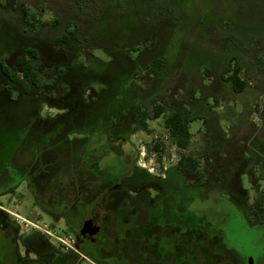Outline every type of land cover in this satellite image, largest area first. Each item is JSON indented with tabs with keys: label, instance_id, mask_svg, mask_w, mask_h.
Returning a JSON list of instances; mask_svg holds the SVG:
<instances>
[{
	"label": "rangeland",
	"instance_id": "obj_1",
	"mask_svg": "<svg viewBox=\"0 0 264 264\" xmlns=\"http://www.w3.org/2000/svg\"><path fill=\"white\" fill-rule=\"evenodd\" d=\"M68 23L72 28L78 26L76 34L69 33ZM25 27L29 32L23 31ZM8 29L24 37V45L20 47L28 44L38 47L35 65L44 77L41 89L48 96L60 94L65 81L57 73L72 62L78 63L74 60L76 53L82 57V63L77 65L80 70L76 71L78 74L84 71L80 74L81 79L78 75L76 88L79 90L86 82L93 84L86 64H94L92 71H103L109 66V76L119 80L124 74L115 68L116 65L107 62L114 61L112 54H115V62L120 64L126 60L123 48L142 49L140 63H136L142 68L140 74L125 83L136 104L115 122L117 132H127L129 140L120 145L126 151L122 156L105 157L101 166L111 164L116 166L115 173H123L139 157L138 164L148 174L161 175L175 167L181 154L193 153L200 160L205 181L209 178L218 180L219 167L229 161L234 168L250 166V170L242 175L245 189L252 194L257 190L253 186L257 185L264 191V0H0L2 59L8 46L16 43L8 41V36L14 35ZM63 35L69 36L66 41ZM20 54L27 56L16 52L7 60L8 65H12ZM130 55L135 57L137 49H132ZM155 55L164 60L158 68V76L147 71V65ZM229 62L241 67L240 76L247 83L241 92L234 89L232 81L226 80L232 74ZM17 70L20 71L19 66ZM93 86L100 89L103 84L95 81ZM85 93L88 97L96 95L91 89ZM158 103L165 107L160 117L154 110ZM141 106L149 110L150 131L135 130L136 113ZM177 107H182L193 119L190 123L193 135L187 150L173 142L164 124L165 117ZM41 109L42 115L59 112L46 103ZM236 138L240 149L235 154L228 153V143L224 139ZM49 139L48 132L42 131L29 141L28 147L37 150V146L47 144ZM44 153L55 155L56 166L64 161V156L51 146ZM241 156L247 157L236 159ZM2 161L0 148V166ZM52 166L47 164L46 167L51 171ZM186 177L192 181L191 177ZM72 181L67 171L57 172L51 183L44 188L35 187V192L45 200L54 197L59 201L61 198L58 197L74 194L76 186ZM204 189L215 195L226 187ZM6 198L2 197L4 202L0 204L11 211L9 214L20 221L23 228H31L30 222L42 225L52 221L39 217L29 188L23 186L18 197ZM205 204L202 202L201 206ZM211 221L222 223L220 228L236 249L252 250V231L245 229L238 218L227 222L219 218ZM53 224V241L58 246H65L59 238L67 239L68 236L70 239V232L64 228L63 220L57 219ZM19 247L20 257H17L0 229V264H35L34 253L26 254V242L20 241ZM184 260L188 264H198L191 260V254H185Z\"/></svg>",
	"mask_w": 264,
	"mask_h": 264
},
{
	"label": "flooded vegetation",
	"instance_id": "obj_2",
	"mask_svg": "<svg viewBox=\"0 0 264 264\" xmlns=\"http://www.w3.org/2000/svg\"><path fill=\"white\" fill-rule=\"evenodd\" d=\"M68 26L69 33H77V25L72 28L68 23ZM8 31L14 33L10 29ZM23 31L29 32L27 27ZM64 36H69H62L66 41ZM8 37L9 42L16 43L8 46L6 55L0 58V148L3 152L0 203L4 202L2 197H7V200L18 197L24 186L32 194L33 207L38 208L39 217L52 220L37 228H23V224L9 214L11 211L0 204V229L17 257H20L19 242L24 241L26 254L35 255V259H32L35 264H185V254H191V260L198 264H249L251 257L254 264H264V191L257 185L253 186L257 190L252 194L244 188L242 175L250 170V166L234 168L229 161L221 165L218 169L219 179L209 178L205 181L206 188L226 187L215 195L208 193V189L200 192L196 188L199 182L196 174L178 168L181 156L175 167L161 175L148 174L138 164L137 157L129 164V176L138 181L132 189H122L119 183L112 189H81L77 185L72 196L58 197L61 198L59 201L54 197L45 200L35 192V187L44 188L57 174L47 169L44 159L35 161V148L32 150V147H28L29 141L35 139V122H40L42 117L66 112L59 110L53 115H42L41 105H57L58 102L67 105L71 99H77L80 89L77 90L76 84L79 82L78 75L80 79L81 75L76 70H80V67L72 62L67 63L66 69H60L57 75L64 78L65 85L60 88L59 95L48 96L41 89L44 77L37 84L28 83L22 73V62H18L19 59L32 61L35 67L38 47L32 44L20 47L24 37L19 34ZM132 49H137L133 59L140 63L138 60L143 54L142 49L125 47V56L127 50L130 54ZM35 50L37 56L33 54ZM16 52L26 53L27 56L20 54L12 65H8L7 60ZM78 55L80 53L75 54L74 60ZM111 57L115 60V54ZM229 65L233 72L235 65L231 62ZM18 66L20 71L17 70ZM89 89L95 92L94 86L87 84L84 95L92 98V95L86 96L85 92ZM244 157L247 156L236 159ZM185 173L192 181L187 180ZM184 183L192 188L190 193L194 200L190 206L184 205ZM201 201L206 204L201 206ZM203 211L210 212L208 221L200 217L199 213ZM186 213H191V216H185ZM215 218L226 222L238 218L245 229L252 231V250L242 252L236 249L220 228L222 223L211 221ZM57 219L63 220L64 228L70 232L71 238L67 236L65 240L67 244L61 241L66 247L58 246L51 237L54 235L53 222Z\"/></svg>",
	"mask_w": 264,
	"mask_h": 264
},
{
	"label": "trees",
	"instance_id": "obj_3",
	"mask_svg": "<svg viewBox=\"0 0 264 264\" xmlns=\"http://www.w3.org/2000/svg\"><path fill=\"white\" fill-rule=\"evenodd\" d=\"M64 37L67 38V36ZM128 52L129 50L125 56L126 60L120 62V64L115 60L108 62L116 65L115 68H119L121 73L124 74L123 77L121 76L118 80L117 77L109 76V66L104 68L103 71H92V65L94 64L88 63L85 68L90 71L88 72L91 79L90 83L94 85V82L97 81V83L103 84L100 89H95L96 95L92 98L85 97L84 90L87 84L83 85L79 91L80 96L77 99H71L70 104L65 105L58 102L57 105H50L58 110H66V112L42 117L40 122H35V135L44 131L48 132L51 137L47 144L37 146L35 161L36 159H44L49 166L55 164L54 167L52 166V171L55 173L67 171L73 179L74 186L78 185L81 189L91 187L94 189H112L117 183L120 184L122 189H132L138 183L135 178L129 176L131 172L130 165L123 173H115L116 166L111 164L101 166L100 163L109 155L113 157L124 155L126 149H122L120 145L129 140L126 131L117 132L115 130L117 118L124 114L129 107L136 104V101L128 94V86L125 83L132 76L137 77L140 74L139 70L142 69ZM33 54L37 56L38 53L35 50ZM76 58L78 60L77 64L82 63L80 55ZM18 62H22V73L27 78L28 83L35 82L37 84L42 79L32 61L23 62L19 59ZM163 63L162 57H155L147 65V71L151 74H158V68ZM234 65L235 67L228 80L232 81L237 92H241L247 83L240 76L241 67L239 64ZM164 108V105L160 103L155 104L154 110L157 117L163 114ZM148 115L149 110L147 108L138 107L135 130L150 131L147 120ZM192 120L182 107L175 108L172 113L165 117L164 124L169 136L182 150H187L190 146L193 135L190 130ZM50 146L58 150L61 156H64V161L59 162L57 166L55 155L44 153L45 149ZM156 147L158 146L156 145ZM207 161L210 162L209 156H207ZM178 168L187 173L196 174L199 181L196 188L200 192L206 188L204 173L200 170V160L193 153H183L179 159ZM190 191H192V188L184 183L185 206H190L194 200ZM199 214L200 217H204V220H209L207 217L210 212H200ZM185 216H191V213H186ZM186 222L187 219H185ZM200 222H202V218Z\"/></svg>",
	"mask_w": 264,
	"mask_h": 264
},
{
	"label": "crops",
	"instance_id": "obj_4",
	"mask_svg": "<svg viewBox=\"0 0 264 264\" xmlns=\"http://www.w3.org/2000/svg\"><path fill=\"white\" fill-rule=\"evenodd\" d=\"M237 140H239V139H237V138H236V140L235 139H232V140L224 139V141H227L226 143H228L227 144L228 146H226V150H227L228 153L235 154V152L237 153V150L240 149V147L238 146L240 143ZM236 147H237V149H236ZM245 154H246V151H245Z\"/></svg>",
	"mask_w": 264,
	"mask_h": 264
},
{
	"label": "built area",
	"instance_id": "obj_5",
	"mask_svg": "<svg viewBox=\"0 0 264 264\" xmlns=\"http://www.w3.org/2000/svg\"><path fill=\"white\" fill-rule=\"evenodd\" d=\"M30 223L32 224V227H36V228L39 227L38 224H36V223H34V222H30ZM59 239H60V241H62V242H64L65 244H67V242L65 241V240H66L65 238L60 237Z\"/></svg>",
	"mask_w": 264,
	"mask_h": 264
},
{
	"label": "water",
	"instance_id": "obj_6",
	"mask_svg": "<svg viewBox=\"0 0 264 264\" xmlns=\"http://www.w3.org/2000/svg\"><path fill=\"white\" fill-rule=\"evenodd\" d=\"M249 264H254L252 257L249 258Z\"/></svg>",
	"mask_w": 264,
	"mask_h": 264
}]
</instances>
